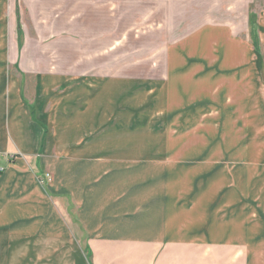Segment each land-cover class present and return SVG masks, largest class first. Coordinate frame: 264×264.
Segmentation results:
<instances>
[{"label":"crops","instance_id":"crops-1","mask_svg":"<svg viewBox=\"0 0 264 264\" xmlns=\"http://www.w3.org/2000/svg\"><path fill=\"white\" fill-rule=\"evenodd\" d=\"M143 2L153 12L160 7L162 27L175 29L160 80L111 74L79 46L82 21ZM250 3L0 0V264H264V137L257 147L252 132L264 114V90H255L253 44L237 33ZM215 7L230 15L215 21ZM234 52L237 63L224 67ZM207 63L222 82L232 75L224 89L200 85ZM206 108L216 124L225 116L227 130L192 140L217 163L230 162L231 177L220 166L213 181L160 178L153 159L174 146L161 130ZM233 124L245 125L243 146ZM43 172L53 176L47 189L37 183ZM192 192L188 206L207 196L210 213L163 212L185 208ZM143 195L155 197L160 211L125 215ZM61 196L78 209L77 224Z\"/></svg>","mask_w":264,"mask_h":264},{"label":"rangeland","instance_id":"rangeland-1","mask_svg":"<svg viewBox=\"0 0 264 264\" xmlns=\"http://www.w3.org/2000/svg\"><path fill=\"white\" fill-rule=\"evenodd\" d=\"M153 7H149L148 4L143 2V7H109V12L104 11L103 13L97 12L93 14L92 18L88 17L81 22V24H85L86 26L78 27L77 36L79 43H81L79 46L82 47L83 51L94 57L93 61L98 67L109 71L111 74L126 72V76H136L144 81L160 80L164 75L165 50L169 42L175 39L176 34L175 29L172 27H162L163 12L158 10L160 7H157V11L153 12ZM226 8L215 7V21L216 16L220 21L225 20L230 15L229 11H226ZM19 30L20 26H18ZM237 30L240 40L245 41L248 38L253 44L254 51L252 57L256 74L255 90L259 87H263L264 90V0H251L248 7L247 25L238 26ZM65 48L66 44L63 43V51ZM203 48L201 49L202 53L209 52L206 46H203ZM234 55L235 58H232V60H228V58L222 61L227 63H222L224 67L230 68L237 63L238 58H236L235 52ZM212 62H215V60ZM200 68L202 72L198 76H200L199 81L201 86H208L212 90H219L221 88L224 89L227 80H231L232 75L226 80L222 78V82L221 77H219L220 74L217 73L213 64L207 63L204 66H200ZM220 98L224 99L226 96L221 95ZM219 103L224 104L225 102L221 100ZM213 110V108H206L202 113H199L197 110L194 114H191L192 116L187 117L188 121L183 125L171 123L168 125V127H172L170 130L168 128L161 130L174 137V146L171 149L173 154H159L153 159L154 170L156 173H160V178H167L166 176H168V178L183 180L185 183L189 179L197 181L209 179L213 181L218 176L220 166L225 168V173L231 177L229 169L231 170L232 165L230 162L217 163V160L214 159L213 151L195 148L197 140H192L194 134L211 138L215 131L227 130L228 124L225 121V116L223 115L221 121H218L216 124ZM198 116H202L200 120ZM262 118H264V114L262 117L258 116V118H255L252 127L255 146L257 147L264 137V130L261 138L256 137V131L262 129L260 123ZM243 126L245 125L236 124L234 129H232L241 134V139L238 138L236 140V145L239 144V147L243 146L246 142V139H244L245 132L242 131ZM207 142L212 144L213 140H207ZM228 142L230 140H227ZM41 174L37 176V183L39 187L47 189L53 183V176L49 172ZM233 174L235 175L236 171ZM237 175H240L244 179L245 173L238 172ZM156 178L160 180V178ZM195 194L196 192H192L188 195L187 206L185 208H181L178 204H175L164 209L163 212L184 214L192 217L203 212L210 213L211 210L209 211L207 208V203L210 202V199L207 196L202 198V204L199 206H188L195 199ZM61 200L62 209L66 208L67 219L72 225L77 224L75 218L77 213H79L78 209L70 203L69 197L61 196ZM142 200L140 204L125 209V215H127L128 211H131L129 216L139 215L137 217L139 218L153 215L154 212L160 211L157 208L158 204L155 206V201L157 200L155 197L146 199L145 195H143ZM182 200L184 198L180 199L179 202Z\"/></svg>","mask_w":264,"mask_h":264},{"label":"built area","instance_id":"built-area-1","mask_svg":"<svg viewBox=\"0 0 264 264\" xmlns=\"http://www.w3.org/2000/svg\"><path fill=\"white\" fill-rule=\"evenodd\" d=\"M0 172H2V169H0Z\"/></svg>","mask_w":264,"mask_h":264}]
</instances>
